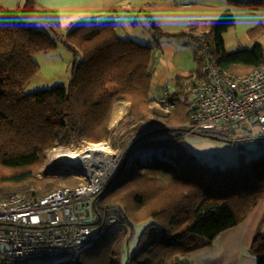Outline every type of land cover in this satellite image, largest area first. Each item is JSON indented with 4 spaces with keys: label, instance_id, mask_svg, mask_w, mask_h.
<instances>
[{
    "label": "trees",
    "instance_id": "16d2710c",
    "mask_svg": "<svg viewBox=\"0 0 264 264\" xmlns=\"http://www.w3.org/2000/svg\"><path fill=\"white\" fill-rule=\"evenodd\" d=\"M225 1L264 9V0ZM37 2L25 0L16 9L0 7V201L16 194L39 197L58 188L64 180L36 177L45 150L59 134V142L65 144L109 139L112 108L119 101L130 103L124 122L129 126L119 142L130 157L123 172L118 175L122 160L109 187L94 200L100 218L105 214L117 219L107 230L73 254L34 262L0 260V264H191L189 254L241 224L264 198V153L236 167L211 166L198 159L183 144L182 125L190 115L186 77H176L167 91L169 111L153 113L150 105L164 96L150 90L154 46L121 38L114 20L78 24L60 40L48 32L59 29L58 14ZM144 11L153 29L160 31V22ZM40 23L50 27L43 30ZM234 24L229 12L185 24L197 43V68L187 76H204L202 51L208 52L219 71L244 75L264 66L260 41L225 49L223 34ZM247 33L251 38L263 35L264 26L256 25ZM59 41L74 56L68 83L27 92L39 69L35 57L54 49ZM193 134L237 142L225 131ZM254 138L264 139L257 134ZM137 225L141 231L130 254L125 248ZM249 251L255 264H264V217Z\"/></svg>",
    "mask_w": 264,
    "mask_h": 264
},
{
    "label": "built area",
    "instance_id": "2783aa9c",
    "mask_svg": "<svg viewBox=\"0 0 264 264\" xmlns=\"http://www.w3.org/2000/svg\"><path fill=\"white\" fill-rule=\"evenodd\" d=\"M201 57L204 76L192 73L183 82L190 95V115L182 125L183 136L204 130L226 131L254 118L258 123L254 134L264 137V66L238 75L215 68L207 51H202ZM169 89L167 84L159 100L165 112L170 107L166 98ZM256 145L260 147L261 142ZM125 152L113 150L106 141L84 144L80 151H53L47 171L69 172L79 179L78 184L39 197L16 194L1 200L0 260L34 262L73 254L114 224L115 216L106 218L103 214L100 218L95 213L94 200L110 185ZM126 155L128 159V152ZM89 217L94 223L87 222Z\"/></svg>",
    "mask_w": 264,
    "mask_h": 264
},
{
    "label": "rangeland",
    "instance_id": "374dc122",
    "mask_svg": "<svg viewBox=\"0 0 264 264\" xmlns=\"http://www.w3.org/2000/svg\"><path fill=\"white\" fill-rule=\"evenodd\" d=\"M144 10L140 11L136 18L133 17L130 20L125 21L124 19V21L118 22L116 32L123 39H134L140 43H150L154 46L151 52L152 84L150 90L152 95H158L164 92V87L167 84H169L172 89L176 77H186L192 70L197 68V61L195 59L197 43L191 40L188 35L189 31L184 24L169 25L160 23V31L153 29L147 18V13ZM49 27L50 26L46 23L39 24V28L43 30ZM74 27H76V25H73V27L66 26V29H61L60 31L57 29L58 33L56 34L59 35V39L61 40L63 35L66 34L70 28ZM48 32L51 36L55 35V32L52 29L48 30ZM183 32H185L186 35H183ZM259 41L264 46V34L260 37ZM77 59H79V57H77ZM35 60L39 69L28 83L25 89L27 92L50 88L59 84H67L71 78L74 56L61 41L57 43L54 49L39 53L35 57ZM129 104L128 101H119L113 106L109 121V129L111 133L109 139H104L100 142L73 140L70 143L65 144V142H59L62 137L59 134L53 144L45 150L44 162L37 169L36 177L42 178L48 176L64 180L59 183L58 188L78 184L79 179L72 177L69 172L62 174L58 173L57 170L47 171L46 164L50 159H53L51 157L52 152L58 149L80 151L84 144L101 143L106 141L107 144L112 146L113 150H116L117 152L124 151L125 148H123L119 142L120 136L127 126H129L124 123L127 120L126 113ZM150 108L153 113L158 115H164V113L169 111V109L166 112L163 111L162 105L159 101L152 102ZM257 126L258 123L256 120L254 118H249L248 120L233 125L226 130L225 134L229 135L230 139L236 140V143L193 134L185 136L183 138V144L198 159L206 162L208 165H218L222 168L236 167L242 162H247V160L264 153V139L254 138V132L257 129ZM127 135H130V133ZM258 142L262 143L261 148L256 145ZM125 156L126 152L123 154L122 159H124ZM94 221L95 220L92 217L87 219L88 223H94ZM140 231L141 226L137 225L135 227V234L125 248V252H129L130 254L133 253ZM123 260L124 262L126 261V255H123Z\"/></svg>",
    "mask_w": 264,
    "mask_h": 264
},
{
    "label": "crops",
    "instance_id": "0c3cea01",
    "mask_svg": "<svg viewBox=\"0 0 264 264\" xmlns=\"http://www.w3.org/2000/svg\"><path fill=\"white\" fill-rule=\"evenodd\" d=\"M25 0H0V7L16 9ZM38 7L54 10L60 19L59 31L80 23L114 20L116 24L137 17L147 10L163 24H186L193 20L209 21L231 13L235 24L224 34L227 51L250 47L263 35L251 38L247 31L264 26V9L236 7L225 0H38ZM117 17L115 20L114 15ZM55 33H58L55 30ZM264 217V198L260 199L245 220L219 234L213 243L189 254L191 264H255L249 249L256 229Z\"/></svg>",
    "mask_w": 264,
    "mask_h": 264
},
{
    "label": "water",
    "instance_id": "95a60500",
    "mask_svg": "<svg viewBox=\"0 0 264 264\" xmlns=\"http://www.w3.org/2000/svg\"><path fill=\"white\" fill-rule=\"evenodd\" d=\"M126 160H127V155H126L125 158L123 159V162H122V164H121V166H120V170H119L118 175L121 174V173L123 172L124 167H125V162H126ZM118 175H117V176H118ZM108 186H109V185H107V186L104 188V190H106V189L108 188Z\"/></svg>",
    "mask_w": 264,
    "mask_h": 264
},
{
    "label": "bare ground",
    "instance_id": "6f19581e",
    "mask_svg": "<svg viewBox=\"0 0 264 264\" xmlns=\"http://www.w3.org/2000/svg\"><path fill=\"white\" fill-rule=\"evenodd\" d=\"M77 153H79V152H74V154H77Z\"/></svg>",
    "mask_w": 264,
    "mask_h": 264
}]
</instances>
